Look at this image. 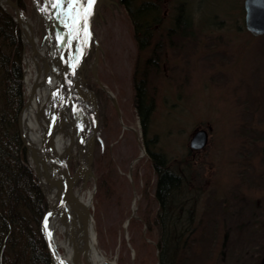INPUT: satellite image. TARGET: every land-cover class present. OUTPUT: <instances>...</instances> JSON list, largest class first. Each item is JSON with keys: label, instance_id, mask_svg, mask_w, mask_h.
<instances>
[{"label": "rangeland", "instance_id": "obj_1", "mask_svg": "<svg viewBox=\"0 0 264 264\" xmlns=\"http://www.w3.org/2000/svg\"><path fill=\"white\" fill-rule=\"evenodd\" d=\"M154 1L162 18L151 20L150 44L138 50L124 7L104 0L93 24L98 46L91 45L80 68L82 82L96 93L100 120L92 175L75 187L101 190L89 209L99 248L117 264H158L156 173L133 104L134 74L138 79L148 68L154 108L147 138L195 187L193 208L176 209L178 241L185 246L172 256L179 264H264V33L246 29L243 0ZM37 2L47 16L53 12L52 0ZM22 3L34 18L32 1ZM180 3L191 19L186 35L176 31ZM44 30V23L37 26L38 35ZM151 54L157 63L147 66ZM200 126L208 129L206 144L190 148L192 130ZM183 195L178 190L173 197Z\"/></svg>", "mask_w": 264, "mask_h": 264}, {"label": "trees", "instance_id": "obj_2", "mask_svg": "<svg viewBox=\"0 0 264 264\" xmlns=\"http://www.w3.org/2000/svg\"><path fill=\"white\" fill-rule=\"evenodd\" d=\"M16 1L23 9L22 0ZM118 2L132 22L137 49L146 48L151 41V20L162 18L160 5L154 0ZM190 20L183 4L180 3L175 17L176 31L177 27H180L182 35L189 33ZM172 30L175 29H170L168 34L172 33ZM22 51L19 26L0 6V264H50L39 230V221L47 203L27 163L25 147L17 125L18 112L23 103ZM156 61L157 57L151 54L146 58L145 65ZM148 70L144 68L138 79L134 74L133 104L145 135V148L156 173L155 197L159 205L157 222L162 240L157 241L158 261L159 264H179V258H176L175 252L173 256L172 253L177 247L184 248L185 241L182 244L178 241L176 227L179 216L174 215L177 214L178 208L183 211L193 208L195 195H192V192L195 187L191 186L189 178L186 180L188 174L185 171L170 166L162 151L151 148L147 132L154 99L149 95L147 88ZM178 190L184 192V195L175 200L173 194Z\"/></svg>", "mask_w": 264, "mask_h": 264}, {"label": "bare ground", "instance_id": "obj_3", "mask_svg": "<svg viewBox=\"0 0 264 264\" xmlns=\"http://www.w3.org/2000/svg\"><path fill=\"white\" fill-rule=\"evenodd\" d=\"M31 1L34 9H36H33L34 12L37 11L34 18L25 14L22 8L17 6L16 9L12 0H0V6L4 10L6 9L21 26L24 51H22L23 86L21 85V94L23 97L24 93L25 100L23 98L22 107L18 112L17 125L19 129L20 124L22 135L27 143L26 146L22 141L25 147V154H27L26 159H29L30 163L32 162L30 168L48 205V201L53 203L58 198L62 188V182L58 181V176L51 174L50 169H44L37 153V164L33 161L31 158V144L37 147L45 127L51 121L53 112L55 111L54 101H56L67 84L70 61L76 57L78 51L81 49L83 32L78 36L75 32H70L67 27V21L62 17L63 15L59 8H55L47 16L37 0ZM42 23H44L45 30L43 35L40 36L37 34L36 29ZM72 36H75V38H71ZM61 37L65 39H61ZM91 66L95 72L96 59L92 62ZM78 83L88 86L82 82L80 74L78 75ZM33 85H35V91L30 96ZM101 87L103 90H106L105 86ZM107 93L112 99L111 101L115 103L116 98L114 94L109 90ZM85 100L92 103L89 95L85 97ZM63 104L56 119L53 142L59 156L66 149L71 154L76 155L74 154L76 145L84 143V134L89 128V109L82 102L77 105L78 101L74 100L72 95H69L68 100L66 98ZM2 131L6 132L7 130L2 129ZM69 161L70 156L67 160L68 165ZM79 164L80 162L78 161L73 171L76 167H80ZM34 168H37L38 174ZM90 175H92L91 170H88V175L86 171L83 173L84 180L81 186L86 185ZM95 190L97 192L101 191L98 186H95L93 190L86 189V192L84 191L82 193L81 189L77 188L76 194L81 202L76 203L74 209L70 207L69 212H66L64 216L60 217L56 215L50 224L52 241L57 246L59 257L68 264L74 262L76 264H117L116 261L107 259L98 245L93 217L89 211ZM81 216L85 217L86 220L84 221ZM42 239L45 241L43 236ZM75 254L77 261H74Z\"/></svg>", "mask_w": 264, "mask_h": 264}, {"label": "water", "instance_id": "obj_4", "mask_svg": "<svg viewBox=\"0 0 264 264\" xmlns=\"http://www.w3.org/2000/svg\"><path fill=\"white\" fill-rule=\"evenodd\" d=\"M102 2L103 0H95V3L91 10V15L88 18L87 28L90 30V35H85V33L82 31L83 43L81 49L78 51L76 57L70 61L68 81L54 103L55 111L53 112L51 121H49L47 126L45 127L44 133L37 147L31 144V158L33 159V161L37 164V153L42 161L44 169H50L51 174H53L54 176H58V181L62 182V188L58 198L53 203L47 200V208L43 212L39 222L40 232L45 240L44 242L51 264L68 263H66L59 257L57 246L55 242L52 241L50 224L56 215L60 217L64 216L66 212H69L70 207L74 209L75 204L81 202L76 194L74 185L78 178L82 176L85 171L87 175L88 170H91L92 172L91 162L99 122V107L95 92L92 89L78 83V74L82 63L89 52L92 42L95 43L96 47L98 45L95 33L93 31V22L96 19V15ZM13 3L15 8L17 9V4L15 2ZM243 5L245 10L244 23L247 30L254 35L264 33V0H244ZM84 7H87L86 3L84 4ZM73 65H75V67H73ZM34 91L35 85H33L31 89L30 96L34 93ZM73 92L76 93L82 104H85L88 107L90 114V124L88 130L85 131L84 134L85 141L83 144H80L78 148L80 167H76L75 170L71 173L67 162L70 151L66 149L59 156V154L56 152V146L53 142V138L55 135L56 119L58 118L60 110L64 105V101L66 100V98L68 100V96L72 95ZM84 93L89 95V97L92 99V103L85 100V98L83 97ZM19 130L21 139L26 145L27 143L22 135L20 124ZM207 137L208 133L205 128H195L190 136V147L194 149L203 147L206 144ZM34 170L38 174L37 168H34ZM81 218L84 221L86 220V218L83 216H81ZM74 261H77L76 254L74 255ZM72 264L76 263L74 262Z\"/></svg>", "mask_w": 264, "mask_h": 264}, {"label": "snow or ice", "instance_id": "obj_5", "mask_svg": "<svg viewBox=\"0 0 264 264\" xmlns=\"http://www.w3.org/2000/svg\"><path fill=\"white\" fill-rule=\"evenodd\" d=\"M85 3L87 7H84ZM94 3L95 0H52V7L61 10V14L67 21V27L70 32H75L77 36L82 31L85 35H90V30L87 28V25ZM71 38H75V36ZM61 39L65 38L61 37Z\"/></svg>", "mask_w": 264, "mask_h": 264}]
</instances>
